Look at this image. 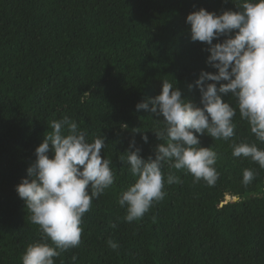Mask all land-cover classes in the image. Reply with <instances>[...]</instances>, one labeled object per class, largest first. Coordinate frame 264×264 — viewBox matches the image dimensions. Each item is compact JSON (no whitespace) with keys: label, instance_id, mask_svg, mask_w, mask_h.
Instances as JSON below:
<instances>
[{"label":"trees","instance_id":"trees-1","mask_svg":"<svg viewBox=\"0 0 264 264\" xmlns=\"http://www.w3.org/2000/svg\"><path fill=\"white\" fill-rule=\"evenodd\" d=\"M239 2L0 0V264H22L27 247L42 241L16 186L50 123L64 116L89 142L105 138L101 155L112 161L115 181L85 213L79 247L62 252L55 264H264V169L234 157L231 147L246 141L264 149V143L241 119L231 93L221 95L237 108L235 136L200 137L201 146L217 153L215 186L194 183L186 169L165 163L166 196L142 219L127 222L118 203L136 180L126 162L130 141L145 159L165 143L152 132L163 129V118L137 111V103L159 95L167 80L202 107L195 81L201 70L216 71L206 63L207 45L191 40L186 17L199 8L239 11ZM244 169L257 173L247 186ZM170 173L182 183L167 185Z\"/></svg>","mask_w":264,"mask_h":264},{"label":"clouds","instance_id":"clouds-1","mask_svg":"<svg viewBox=\"0 0 264 264\" xmlns=\"http://www.w3.org/2000/svg\"><path fill=\"white\" fill-rule=\"evenodd\" d=\"M237 6L239 11L222 14L199 8L186 17L191 40L207 45L205 51L210 55L206 63L216 70H201L195 81L202 107L184 98L182 90L167 80H163L159 95L137 103V111L163 118V129L152 132L165 143L158 144L154 159L143 158L134 138L129 143L126 162L136 180L121 192L118 201L126 208L127 222L142 219L154 203L165 198V163L177 170L186 169L194 183L203 180L215 186L220 175L217 153L212 147L201 146L200 137L207 134L213 140L228 141L236 134L233 118L237 108L221 94L231 93L236 98L241 119L247 121L256 140L264 143V0H240ZM49 126L52 130L35 149L36 160L28 167L27 177L16 186L31 213V222L39 226L42 235L41 242L27 247L22 264H55L62 252L79 247L85 213L93 199L115 181L112 161L101 155L105 138L89 142L87 133L68 116L53 120ZM142 139L148 143L147 135ZM231 147L234 157L249 158L264 169V149L256 143L233 141ZM50 151L54 153L51 158ZM120 160L125 163L124 157ZM256 175L254 170L244 169L242 183L249 185ZM166 183L182 180L170 173ZM108 245L113 250L119 247L111 239Z\"/></svg>","mask_w":264,"mask_h":264},{"label":"rangeland","instance_id":"rangeland-1","mask_svg":"<svg viewBox=\"0 0 264 264\" xmlns=\"http://www.w3.org/2000/svg\"><path fill=\"white\" fill-rule=\"evenodd\" d=\"M231 198L230 197H227V200H230Z\"/></svg>","mask_w":264,"mask_h":264}]
</instances>
